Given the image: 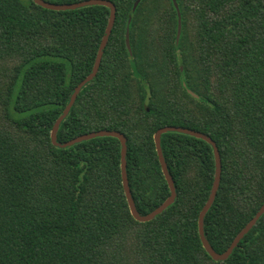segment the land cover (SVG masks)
Segmentation results:
<instances>
[{"label": "trees", "instance_id": "16d2710c", "mask_svg": "<svg viewBox=\"0 0 264 264\" xmlns=\"http://www.w3.org/2000/svg\"><path fill=\"white\" fill-rule=\"evenodd\" d=\"M108 1L115 21L99 69L60 123L57 143L122 133L131 196L146 215L170 194L154 133L172 126L207 135L221 175L203 231L223 253L264 203V0H177L178 46L171 1L141 0L134 13L136 0ZM108 18L103 6L56 12L33 0H0V264H264V213L226 260L214 261L202 246L198 216L215 172L205 141L160 136L176 197L144 223L128 208L117 139L52 144V127L90 74Z\"/></svg>", "mask_w": 264, "mask_h": 264}, {"label": "water", "instance_id": "95a60500", "mask_svg": "<svg viewBox=\"0 0 264 264\" xmlns=\"http://www.w3.org/2000/svg\"><path fill=\"white\" fill-rule=\"evenodd\" d=\"M140 1L141 0H136L134 2L133 6H132V13H134L136 11ZM170 1L172 3V6H173L175 12H176V18H177L176 40L178 41V39L180 38V35L182 33L181 12H180L177 0H170ZM33 2L36 5L42 7L46 10H51V11H56V12L75 10L78 8H83V7H88V6H103V7L108 8V10H109L108 23H107V26L105 28L104 34L102 36V39L100 41L92 70H91L90 74L86 78H84L74 88V90L70 96L68 104L64 108L62 114L55 121V123L52 127V130H51V133H50V138H51L52 144L57 146V147H68V146H71L73 144L81 143L83 141L91 140V139H94L97 137H112V138L117 139L119 141L120 147H121V150H120L121 178H122V185H123L125 198H126V201L128 204V208H129L130 214L132 215V217L136 221L144 223V222H148V221L152 220L157 215L161 214L169 206H171L173 204V202L175 201V197H176L174 183H173L171 175L169 174V172L167 170V166H166L163 154H162V150H161V146H160V136L162 134H165L168 132H176V133L192 136L196 139H200V140L205 141L207 144H209L211 146V148L213 150V156H214V161H215V172H214V180H213V184L211 187L210 194H209L208 199H207L206 203L204 204L203 208L201 209L199 216H198V234H199L200 241L202 243L204 250L214 261L218 262V261L226 260L232 254V251L238 246L239 242L243 239V237L252 229V227L256 224L258 219L264 213V203L260 207L259 211L255 214V216L235 236V238L233 239V241L231 242L229 247L223 253H216L213 250V248L210 246V244L208 243V241L206 240V238L204 236L203 224H204V217H205L206 213L208 212V210L210 209V207L212 206L214 199L216 197L217 190L219 188L220 175H221V161H220V156H219V152H218V149L216 147V144L211 140L210 137H208L207 135H205L201 132H197V131H194V130H191L188 128L172 127V126L160 128L154 133L153 140H154V144H155V150L157 153V157H158V161H159V164L161 167L162 174H163L165 181L168 185L170 194L164 202H162L157 208H155L153 211H151L150 213H148L146 215H140L137 212V210L135 208V203H134L132 196H131V192H130L128 180H127V175H126V151H127L126 138L122 133L117 132V131H110V130H100V131H96V132H90L87 134H82V135H80V136H78V137H76V138H74V139H72V140H70L64 144L57 143V132H58V128H59L60 123L68 115V113H69L70 109L72 108V106H73L78 94L80 93L81 89L88 82L93 80L97 74V71L99 69V65L101 62L103 50L107 44L108 38L111 34V30H112L113 25H114L115 6L113 5L112 2H110L108 0H85L82 2H77V3H72V4H55V3L47 2L44 0H33ZM130 24H131V16L127 20V26L125 29V45H126V49L128 51V55L130 57H132L133 53H132V48L130 45V36H129ZM177 46H178V44H177ZM131 64L133 65V61ZM183 86L186 88V85L184 83H183ZM186 91L188 94L196 97V95L194 93H192L189 89H186Z\"/></svg>", "mask_w": 264, "mask_h": 264}, {"label": "rangeland", "instance_id": "374dc122", "mask_svg": "<svg viewBox=\"0 0 264 264\" xmlns=\"http://www.w3.org/2000/svg\"><path fill=\"white\" fill-rule=\"evenodd\" d=\"M161 5H164V4H166L167 3V1L166 0H157ZM170 0H168V2H169ZM72 4V3H71ZM151 4V3H150ZM150 4H146L145 6H147V5H150Z\"/></svg>", "mask_w": 264, "mask_h": 264}, {"label": "flooded vegetation", "instance_id": "af4514ba", "mask_svg": "<svg viewBox=\"0 0 264 264\" xmlns=\"http://www.w3.org/2000/svg\"><path fill=\"white\" fill-rule=\"evenodd\" d=\"M180 38H181V35H180ZM180 38L178 39V41L176 40V33H175V44L177 45V44H179V42H180Z\"/></svg>", "mask_w": 264, "mask_h": 264}]
</instances>
